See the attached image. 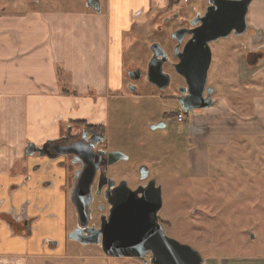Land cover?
I'll return each mask as SVG.
<instances>
[{
	"label": "rangeland",
	"instance_id": "rangeland-1",
	"mask_svg": "<svg viewBox=\"0 0 264 264\" xmlns=\"http://www.w3.org/2000/svg\"><path fill=\"white\" fill-rule=\"evenodd\" d=\"M12 1L22 3L23 10H31L35 4L31 0H24L26 3L23 0H0V10L12 6ZM37 1L45 21L58 27L59 47L66 56V63H59L56 67V74H59L62 84L67 80L71 81L73 76L78 84H82L81 77L78 76L86 71V67L94 64L90 60L93 48L100 55L106 52L110 54L111 70L105 68L109 66L105 58L101 64L106 73L110 72L111 80L116 82L117 74L113 65L117 63L116 53L120 54L118 61L122 72L124 71L123 86L107 98L105 120L108 137L115 147H119L129 157L128 163L119 165L123 170L118 169L116 173L121 170L126 180L133 181L137 175V166L141 165L150 171V177L162 186L164 208L161 217L166 220L170 237L196 250L204 259L203 264H264V136H236L232 137L228 146L220 143L207 145L205 159L202 157L203 152L194 150V162L197 164L194 169L196 172H193L188 169V151L191 145L188 143L186 122L195 115L184 117L179 125L168 127L164 131L168 135L163 136L162 131L151 130L150 125L164 111H170L173 107L168 102L161 101L159 93L151 84L147 81L138 82L135 100L130 101L123 96L130 94L127 80L124 79L126 71L146 70L152 56L150 46L159 43L167 48L170 44L166 33L175 28L173 22H169L163 30L158 28L161 33L157 30V24L165 21V12L156 10L147 16L149 29L144 26L131 29L128 15L124 12L127 8L120 5L117 14L121 19L116 17V35L111 31L116 39L115 45L107 47L106 20L115 16L112 0H101L102 14L99 17L83 15L86 14L85 0ZM122 1L125 3V0ZM205 2L206 0H188L183 15L190 17L196 14ZM248 18L249 11L247 20ZM117 21L121 23L118 25ZM113 25L111 23V30ZM246 39V35L229 36L210 44L211 63L207 73V85L216 88L221 94L230 95L231 98L240 91L247 94V99L252 93L264 95V73L257 79H252L253 84L239 86L232 47L240 49ZM223 45L229 47L230 59H221L218 56L220 46ZM258 80L260 84L255 87ZM78 84V89H67V96H79L78 93L84 87ZM180 130L183 134L177 135ZM194 146L193 144L192 147ZM201 165L206 167L204 174L198 172ZM117 176L120 177V173ZM57 190L60 192L61 188ZM44 195L45 200L50 201L53 206L60 203L55 189ZM66 212L71 216L70 206ZM49 232L53 234L51 237L42 238L38 246L40 251L35 256H0V264H137L132 260L108 259L99 248L65 253L48 242L59 231L55 229ZM18 233L25 235L20 231ZM35 242L36 239L31 241L32 249L36 247Z\"/></svg>",
	"mask_w": 264,
	"mask_h": 264
},
{
	"label": "crops",
	"instance_id": "crops-1",
	"mask_svg": "<svg viewBox=\"0 0 264 264\" xmlns=\"http://www.w3.org/2000/svg\"><path fill=\"white\" fill-rule=\"evenodd\" d=\"M124 2L112 0L115 16L106 20L107 47L115 45L113 35H116L118 28L116 17L121 19L117 14L120 5L127 8L124 12L128 15L131 29L139 26L149 29L147 16L162 10L167 0ZM31 3H35L31 10H23V4L15 1L7 9L0 10V256L5 258L22 257L20 254L35 256L40 251L38 246L42 238L51 237L53 232L50 230L61 232L65 220L64 194L57 190L64 183L63 170L55 168L56 161H51L53 168L50 172H30V180L26 181L23 158L27 143L39 144L54 139L69 123L75 121L106 127V100L123 86L124 71L118 61L119 53H116L117 63L113 65L117 81L113 82L110 72H105V68L111 70L110 54L106 52L100 55L95 48L90 52V60L94 64L86 67V71L78 76L82 84H78L74 76L71 81L62 84L59 74H56V67L59 63H66V56L59 47L58 27L45 21L37 0H31ZM85 9L86 14L83 15L99 17L102 14V5L99 12L91 11L88 7ZM248 11L246 23L249 29L242 35H246L247 39L240 49L232 47L240 87L253 84L252 79L264 73V0H253ZM111 23L114 24L112 30ZM120 23L117 21L118 25ZM218 56L230 59L229 47L220 46ZM104 58L109 62L105 68L101 64ZM259 80L255 81V87L260 84ZM77 84L84 87L81 92H77L79 96H67V89H78ZM87 93H93L94 96H85ZM214 102L212 108L186 122L188 143L191 145L188 169L193 172H196L194 169L197 164L194 162V150L203 152L202 157L205 159L207 145L220 143L228 146L232 137L236 136H264L262 93H252L247 99V94L240 91L231 98L214 88ZM201 167L198 172L204 174L206 167ZM54 174L57 177H51ZM47 178H52L53 184L42 189L40 183ZM51 189H55L60 198L56 206L45 200L44 194ZM24 219L33 221L30 235L18 233V227ZM33 239H36V247L32 249L30 245Z\"/></svg>",
	"mask_w": 264,
	"mask_h": 264
},
{
	"label": "flooded vegetation",
	"instance_id": "flooded-vegetation-1",
	"mask_svg": "<svg viewBox=\"0 0 264 264\" xmlns=\"http://www.w3.org/2000/svg\"><path fill=\"white\" fill-rule=\"evenodd\" d=\"M208 1L201 7L198 12L190 17L183 15L185 5L179 0H167L166 5L159 10V12H165V21L159 22L160 29L166 28L169 22H173L175 28L167 31L169 45L167 48L161 46L166 54V61L162 65L164 74L170 77L169 85L163 90H160L154 85H150L154 90L159 93L158 96L162 102H168L170 107H173L170 111H164L160 118L150 125L165 124L166 128L160 131L163 132V136L168 135L164 132L168 127L179 125L175 116L180 107V101L188 107H203L204 102H196L186 99L185 91L187 89L185 79L178 75L174 71V65L178 63L176 56L183 50L184 45L188 41V34H183L181 40L178 42L172 38V34L179 30L191 29L190 21L197 16L200 18L204 16ZM95 3V0H93ZM100 5L101 0H99ZM91 11H93L90 8ZM170 20V21H169ZM168 21V22H167ZM247 22V20H246ZM156 28V27H155ZM158 33H161L158 30ZM165 36V35H164ZM152 54V53H151ZM254 58V56H253ZM148 65V64H147ZM167 69V70H166ZM146 70H129L126 71L124 79L127 80V85L130 89V94L127 96V100H135L138 91V82L147 81ZM130 73V76H129ZM211 88L212 93L210 97L207 96L209 103L210 99L214 102V88L209 87L206 83L203 97L205 98L207 89ZM134 89V91H132ZM169 92V93H167ZM85 96H94L93 93H87ZM96 96V95H95ZM122 96V97H123ZM97 97V96H96ZM157 97V96H156ZM202 104V105H201ZM212 108V107H211ZM210 109V108H209ZM207 110V109H206ZM183 111V110H182ZM205 111V110H204ZM202 111V112H204ZM200 110H196L193 115L199 116L202 114ZM184 117H190V114L183 111ZM183 134V131H177V135ZM33 153L32 155H26L27 153ZM110 153H123L119 147L114 146V142L108 137L106 128L102 125H93L86 123L85 121H75L69 123L59 134L58 137L50 140H46L39 144L27 143L24 151V169L26 171L25 180L29 181L30 177L28 173H35L43 170L45 173L50 172V162L56 161L55 168L63 170L64 183L60 187L61 192L64 194L66 211L70 206L71 216L65 214L64 225L57 234L56 237L48 239L50 245L57 250H63L65 253L70 252H85L89 248H99L105 255L102 245L104 234L110 233L111 222L110 216L116 209V206L112 203L116 196H124L128 192H135L145 186L153 177H150V171L146 169V178L141 179V165L137 166L136 177L133 181L126 180L123 176V172L119 170L120 177L116 172L120 168V164L128 163V160H119L113 162L116 156H110ZM133 168V165H130ZM123 170V169H122ZM91 181L88 184V180ZM51 177H57L56 174ZM42 181L40 186L42 189H47L52 186V178ZM155 186H160L156 182ZM161 193H162V186ZM130 190V191H129ZM140 196V194H138ZM69 204V205H68ZM123 211L126 213L132 211L133 207L130 203L121 202ZM164 208V200L162 198L161 210L158 213V223L163 228L165 234L170 237L166 229V220L161 217L162 209ZM31 220L24 219L21 221L18 230L25 233V235L31 234ZM99 240V243L95 241ZM108 244H111L110 242ZM110 248H116L112 246ZM108 259H123L132 260L137 264H149L152 257L151 253L145 254L142 258L134 257H110Z\"/></svg>",
	"mask_w": 264,
	"mask_h": 264
},
{
	"label": "water",
	"instance_id": "water-1",
	"mask_svg": "<svg viewBox=\"0 0 264 264\" xmlns=\"http://www.w3.org/2000/svg\"><path fill=\"white\" fill-rule=\"evenodd\" d=\"M253 0H209L203 17L196 15L190 21L191 29H183L172 34V38L178 42L183 34H188L189 39L181 52L176 56L178 63L174 65V71L182 76L187 85L185 98L191 101L204 102L203 107H188L180 101L183 111L192 115L196 110H206L215 105L209 101L212 89L208 88L204 98L207 73L211 63L210 43L220 39H227L230 35L241 37L248 29L246 17L250 3ZM86 7L99 12V0H85ZM152 53L147 65L146 79L151 85L160 90L169 85L170 77L164 74L162 65L166 61V54L158 43L150 46ZM130 76V73H129ZM134 91V89L132 90ZM201 104V105H202ZM165 124L152 126V130L165 129ZM27 153L26 155H32ZM116 156L113 162L128 160L123 153H110ZM146 167L140 170L141 179H145ZM91 181L88 180V184ZM156 180L152 179L147 186L128 192L124 198L116 196L113 205L116 209L110 216L111 228L108 235L104 234L102 245L105 255L110 257H134L142 258L151 253L149 264H203L204 259L193 248L182 244L174 238L168 237L158 223V213L162 206L161 187L155 186ZM130 191V190H129ZM140 194V196H138ZM130 203L132 211L124 212L121 202ZM99 243V240L95 241ZM111 244H108V243ZM115 246L116 248H110Z\"/></svg>",
	"mask_w": 264,
	"mask_h": 264
},
{
	"label": "built area",
	"instance_id": "built-area-1",
	"mask_svg": "<svg viewBox=\"0 0 264 264\" xmlns=\"http://www.w3.org/2000/svg\"><path fill=\"white\" fill-rule=\"evenodd\" d=\"M183 3H187L188 0H179ZM175 119L176 121H178L179 123H182L184 121V114H183V111L182 110H179L177 113H176V116H175Z\"/></svg>",
	"mask_w": 264,
	"mask_h": 264
}]
</instances>
